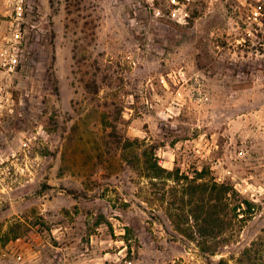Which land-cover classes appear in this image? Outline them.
I'll return each instance as SVG.
<instances>
[{
  "label": "rangeland",
  "instance_id": "1",
  "mask_svg": "<svg viewBox=\"0 0 264 264\" xmlns=\"http://www.w3.org/2000/svg\"><path fill=\"white\" fill-rule=\"evenodd\" d=\"M0 264H264V0H0Z\"/></svg>",
  "mask_w": 264,
  "mask_h": 264
},
{
  "label": "built area",
  "instance_id": "2",
  "mask_svg": "<svg viewBox=\"0 0 264 264\" xmlns=\"http://www.w3.org/2000/svg\"><path fill=\"white\" fill-rule=\"evenodd\" d=\"M180 74V73H179ZM158 164H160L159 162H158ZM15 242H19V239L18 238H16L15 239ZM18 256V255H17Z\"/></svg>",
  "mask_w": 264,
  "mask_h": 264
},
{
  "label": "trees",
  "instance_id": "3",
  "mask_svg": "<svg viewBox=\"0 0 264 264\" xmlns=\"http://www.w3.org/2000/svg\"><path fill=\"white\" fill-rule=\"evenodd\" d=\"M157 163H158V162H157ZM185 176H187V174H186ZM187 177H189V175H188ZM190 178H193V176H190ZM247 205H248V204H247Z\"/></svg>",
  "mask_w": 264,
  "mask_h": 264
}]
</instances>
